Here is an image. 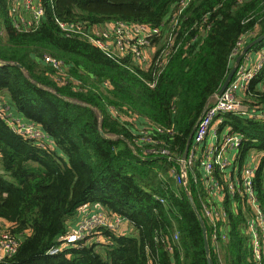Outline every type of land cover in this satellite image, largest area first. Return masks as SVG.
<instances>
[{"label":"trees","instance_id":"1","mask_svg":"<svg viewBox=\"0 0 264 264\" xmlns=\"http://www.w3.org/2000/svg\"><path fill=\"white\" fill-rule=\"evenodd\" d=\"M40 1L43 23L25 30L18 28L17 1L0 0V236L8 232L19 244L0 264H208L198 216L171 172L180 171L178 161L236 58L264 36V0H192L181 14L183 0ZM116 21L163 28L148 69L118 64L59 25L89 30ZM263 49L264 42L250 53ZM45 56L61 61L63 72ZM239 99L264 115V69ZM133 116L138 120H125ZM27 125L45 138L12 128ZM225 125L245 139L244 160L259 159L264 209V117L227 116ZM84 207L123 224L46 255L73 231ZM247 224L240 212L224 247L226 264H254Z\"/></svg>","mask_w":264,"mask_h":264},{"label":"built area","instance_id":"2","mask_svg":"<svg viewBox=\"0 0 264 264\" xmlns=\"http://www.w3.org/2000/svg\"><path fill=\"white\" fill-rule=\"evenodd\" d=\"M16 1V13L22 17L18 28L25 30L38 28L45 18V10L41 1ZM191 2L192 0H183L179 14ZM59 25L68 37L83 38L114 62L123 64V61L128 60L140 71L148 69L152 64L156 53L152 41L163 34V28L120 21L102 27H92L89 30H85L81 26L63 23H59ZM175 25H177L176 20ZM173 38V34H166L163 39L170 44L173 42ZM242 46L243 42H240L234 53L235 56L239 54ZM255 54L258 58L257 61L251 65L250 59L246 56L224 93L221 96L216 95L207 107L195 129L185 161L188 178L192 179L193 186L199 191L200 211L207 227L211 256L213 259L214 254L217 264H226L224 247L231 240L233 221L239 218L240 212L244 213L248 219L246 234L254 264H264V209L259 200L256 184L257 172L260 167L259 159L254 155H249L244 160L242 148L245 139L239 134L232 133L230 126L225 125L227 116L246 115L253 119L264 117V115H254L239 99V96L246 92L250 83L264 69V49ZM44 62L53 69L63 72L61 61L51 56H45ZM125 120L137 121L138 117H127ZM12 128L18 134L32 140L45 138V135L34 125L23 126L19 129ZM168 155L169 152L162 153V156ZM181 161L182 159L178 161V165ZM171 173L177 184L184 187L181 168L179 172L173 169ZM189 185L190 181L187 185L190 189ZM122 224L121 218L110 220L99 209L95 213L81 218L76 230L60 238L61 245L52 248L46 255L57 256L66 247L79 244L102 227L119 230ZM172 242H179V233L175 234ZM18 245L15 237H12L8 232L2 233L0 236V260L12 257L17 252ZM213 261L215 264V260Z\"/></svg>","mask_w":264,"mask_h":264},{"label":"water","instance_id":"3","mask_svg":"<svg viewBox=\"0 0 264 264\" xmlns=\"http://www.w3.org/2000/svg\"><path fill=\"white\" fill-rule=\"evenodd\" d=\"M263 42H264V36H261V37L257 38L256 40H254L253 42H251L250 44H248L243 49L241 54L236 58L234 66L231 68L230 73L228 74V76H227L224 84L222 85L221 89L217 93V96H221L224 93V91L227 89L229 84L232 82V80H233V78H234V76H235V74H236L241 62L243 61L244 57L248 53H250V51H252L253 48H255L257 45L262 44ZM17 66L22 68L18 64H17ZM194 133H195V130L192 133V135H191V137H190V139L188 141L185 153H184V155L182 157V161L179 163V166L181 168V175H182L183 185L185 187V192H186L187 198H188V200H189V202L191 204L192 209L197 214L199 222H200V225L202 227V232H203V237H204V241H205V250H206V256H207V259H208V264H214V261H213L212 256H211V248H210L209 241H208V233H207V227H206L205 221H204L201 213L199 212V210H198V208L196 206V203L194 201L191 189H189L187 187L188 182H189V178H188V174H187V167H186L185 161H186V159L188 157V153H189V150H190V146H191V143H192V140H193ZM101 134L103 136H105V134L102 131H101Z\"/></svg>","mask_w":264,"mask_h":264},{"label":"rangeland","instance_id":"4","mask_svg":"<svg viewBox=\"0 0 264 264\" xmlns=\"http://www.w3.org/2000/svg\"><path fill=\"white\" fill-rule=\"evenodd\" d=\"M260 51V50H259ZM258 51V52H259ZM255 53H257V52H255ZM259 55V54H258ZM197 195H198V200H199V191L197 190ZM200 203V202H199ZM95 211V207H93V208H91L90 209V207H84L83 209H82V213L81 214H79V216H77V218L78 217H85L86 215H89L90 213H93ZM77 218H76V220H75V222L77 221ZM74 223L72 224V226H71V230H73L74 228ZM122 231H127V230H125V228L124 227H122V229H121Z\"/></svg>","mask_w":264,"mask_h":264},{"label":"crops","instance_id":"5","mask_svg":"<svg viewBox=\"0 0 264 264\" xmlns=\"http://www.w3.org/2000/svg\"><path fill=\"white\" fill-rule=\"evenodd\" d=\"M246 56H248V58L250 59V63H251V65L254 64V63L257 61V59H258V58H257V55H256L254 52H252V53H250V54L248 53ZM246 56H245V57H246ZM245 57H244L243 62L245 61ZM248 58H247V59H248ZM241 63H242V62H241ZM97 210H98V209H97ZM81 218H82L81 216L77 218V221L75 222L74 227H73V228H74L73 231L76 230V228H77V224H78V222L81 220ZM124 228H125V230H127V226H126V225L124 226ZM129 229H130V228H129Z\"/></svg>","mask_w":264,"mask_h":264}]
</instances>
